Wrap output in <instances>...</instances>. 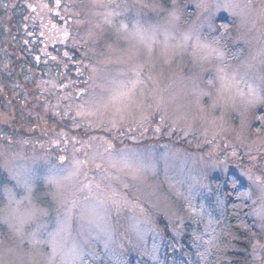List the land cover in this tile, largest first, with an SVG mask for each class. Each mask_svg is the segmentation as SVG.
<instances>
[{
  "label": "rangeland",
  "instance_id": "obj_1",
  "mask_svg": "<svg viewBox=\"0 0 264 264\" xmlns=\"http://www.w3.org/2000/svg\"><path fill=\"white\" fill-rule=\"evenodd\" d=\"M63 1L66 2L61 13L64 17H60L65 23L61 25V33L66 37L64 33L67 31L69 39L66 41L79 47L83 52L82 58L85 56L83 59L86 65L109 55L121 56L135 43L124 33L117 31L120 23L129 27L134 21L145 26L165 25L169 12L176 8L180 20L173 33V42L180 41L182 34L194 26H199L202 36L211 39L220 33L218 23L226 21L231 29L224 34L227 38L224 39L226 44L223 43L227 47L224 63L229 66L225 71L230 72L252 56L257 57L253 61L254 70L264 68V64L260 63L264 58V17L260 15L264 0H206L209 7L204 9L197 7L200 0H165L167 5L162 3L164 0ZM110 13L112 22L107 23L105 16ZM67 18L69 22H66ZM137 47L141 53L138 61H150V75L156 81L155 85L150 84L145 94L151 92L153 87L157 89L152 93V108H148V102H145V111L150 115L142 124V113L135 110L119 128L107 125L110 131H106L104 125L97 126L93 123L95 117L76 116L73 99L75 93L85 87L84 84H77L78 78H47L45 83L38 81L35 86L40 90V101L35 99L37 91L33 96L24 95L23 101L26 103H22L23 112L34 118L33 126L30 122L29 125L21 124L23 121L19 119L17 109L8 108L10 99H6L5 94L0 91V132H10V129L25 131L22 138L16 132L15 138L9 134L8 140L3 139L4 143H0V166L4 170V173L0 172V209H5L9 203L8 191L16 194L15 199L25 195L24 190L18 187V178L30 180L33 192L37 193L39 199L37 201L33 198L32 204L47 212L37 221L25 225L27 231L36 228L38 223L44 225L37 240L48 239V234L63 222V210L53 198L54 191H74L89 181L99 180L97 170L88 163L82 166L79 175L67 183L66 189H55L47 183V179L49 176L59 175L61 167H67L61 164V157L69 161L73 158L85 160L86 153L96 150V146L102 145L99 151H103V147L110 145L113 151L135 155L146 169L143 180H135L124 173L109 170L110 174L118 177V181L112 182V188L127 204H122L119 208L108 204L101 208L104 222L100 224V228L106 227L105 232L98 234L95 227L82 232L76 218L68 226L67 243L69 246L75 244L81 249L84 264L85 244L93 247L92 251L87 252V258L92 260L102 257L97 255L99 247L105 253L112 251L113 247L134 258L144 246L150 254L145 255L155 261L158 248L165 242L166 233L180 241L184 231V219L177 216L168 203V199L180 192L178 190L183 189L190 194L193 191L209 195L214 193L216 196L214 188L219 186L218 189H221L225 180L234 175L240 186H244L248 192L256 193L255 186L245 173L251 169L255 175H260L264 169V121L261 126H258L257 121V112L264 103L258 102L248 107L221 105L217 101L219 83L216 87L207 84L210 76L215 73V65L199 62L192 54L191 47L182 54L173 55L169 52L168 56H164L160 53L162 46L153 45L154 53L151 57H148L146 48L141 45ZM229 53L235 54L237 59H233ZM84 74L86 80L88 73ZM249 83L255 86L258 82ZM62 84L66 87L61 88ZM240 88L247 90L243 84ZM65 96L69 98L65 99ZM158 96L163 97V103L159 110L153 111L154 101ZM2 106L7 109L2 110ZM69 106L71 111L65 116ZM47 115L53 118V122ZM77 123L80 127L76 126ZM77 129H81L84 134H78ZM31 133L42 134L48 140L35 142ZM93 137L96 139L93 140ZM252 157L256 159L253 160ZM84 172H87V178ZM100 191L107 192L104 183H101L99 190L93 184L91 194L85 188L77 195L95 196ZM249 200L252 206L251 218L259 235L252 240L244 264H262L264 228L260 225L264 221L255 214L259 207L255 195ZM24 203L27 204V201ZM4 215L5 212L0 211V219ZM163 219L166 225L161 223ZM0 231V261L4 264H21V261L22 264H37V261L43 264L39 257L18 256L7 252L12 247L9 240L11 233L4 223H0ZM141 232L143 238L137 239V234ZM106 242L110 250L105 247ZM26 244L27 242L24 246ZM39 246L45 252H51L49 244ZM106 259L108 264H118L119 261L111 254ZM58 262L59 257L57 264Z\"/></svg>",
  "mask_w": 264,
  "mask_h": 264
},
{
  "label": "snow or ice",
  "instance_id": "obj_2",
  "mask_svg": "<svg viewBox=\"0 0 264 264\" xmlns=\"http://www.w3.org/2000/svg\"><path fill=\"white\" fill-rule=\"evenodd\" d=\"M56 3L59 6L60 0H56ZM197 7L204 9L209 5L206 0H200ZM229 7L234 8L236 6L229 5ZM110 15L111 13L105 16L107 23L112 22L109 18ZM260 15L264 17V8L260 10ZM179 20L180 15L177 9L174 8L169 12L165 25L148 24L145 26L140 24L139 21H134L129 27L125 23H120L117 31L124 33L128 39L135 43L121 56L113 57L109 55L102 60L90 61L88 65L77 68V72L81 75L87 72L88 78L83 81L85 87L77 91L73 99L76 116L95 117L93 123H96L97 126L104 125L106 131L111 130L107 125H110L111 128H119L132 115L134 110L142 113L141 124L148 118L150 113L145 111L144 105L145 102H148V108H152V93L156 92L157 89L153 87L148 94H145V90L149 89L150 84L155 85L156 81L150 75V61H138L141 53L137 45L147 49L148 57H151L154 53L153 45H161L160 53L164 56H168L169 52L173 55L182 54L191 47L192 54L198 58L199 62L215 65V73L210 76L207 84L216 87L219 83L217 101L221 105H223L225 99L234 100L236 97L247 99L249 105L258 102L264 103V68L259 71L254 70L253 61H256V56L242 61L235 69L226 72L225 69H228L229 66L224 63L226 45L222 41L225 38L220 36L209 39L200 34L199 26H194L182 34L180 41L173 42L175 41L173 33L178 27ZM64 35L67 37V31ZM161 37L162 39H159ZM229 55H232L233 59H237L235 54L229 53ZM65 56H67V53H65ZM36 59L39 60L40 57ZM51 59L55 61L56 57L53 56ZM260 63L264 64V58L260 60ZM112 65H115V67H112ZM249 81L258 83L253 86ZM241 84L246 87V91L240 88ZM65 87V85H61V88ZM202 95H208V93H202ZM64 98L68 99L69 96ZM154 103L155 108H153V111L159 110L160 105L163 103V97H156ZM70 111L71 106L64 115H69ZM74 123H76L75 120ZM76 126L80 127L78 123ZM95 139L93 137V140ZM101 146H96V150L86 153L85 160L73 158L69 161L65 157H61V164L67 165V167H61L59 175L48 177L47 183L49 185L54 186L57 190L66 189L67 183L81 173L82 166L91 163L93 168L97 170L99 180L89 181L87 184L75 188L74 191H54L52 193L53 198L58 202L59 208L63 210V222L54 232L48 234L46 240H37V235L41 234L40 230L44 225L38 223L36 228L31 231L25 229V225L37 221L40 216L46 215L47 212L32 204V182L18 178V187L24 190L25 195L21 196L20 199H15L16 194L8 191L7 199L9 203L5 209H0V211L5 212L3 218L0 219V223L6 224L11 233L9 240L12 242V247L8 248L7 252L16 253L18 256L39 257L43 260V264H57V257H59L58 264H83L81 249L75 244L69 246L67 243L68 226L72 220L74 218L78 220L82 232L88 231L89 227H95L98 234L105 232L106 227L100 228V224L104 222L101 208L108 204L116 208H119L122 204H127V201L119 198V193L112 188V182L118 181V177L110 174L109 170L113 169L117 173H124L135 180H143L146 175L145 167L135 155L113 151L110 145L103 147V151H99ZM89 147H91V143ZM252 159L255 160L256 157H252ZM97 160L101 162L96 163ZM83 174L87 178V172ZM245 175L252 181L257 192H244L242 197L252 199L255 195L256 201H259V207L256 208L255 214L261 221H264V169L261 170L260 175H255L249 169ZM101 183L105 184L107 192L100 191L95 196L79 197L77 195V193H82L85 188L91 194L93 184L95 189L99 190ZM24 201H27V204ZM194 215H199V213ZM260 227L264 228V223ZM142 238L143 233H138L137 239ZM194 239L198 240L200 237ZM26 242L27 244L24 246ZM43 244L51 246L50 253L45 252L39 246ZM105 247L110 250L107 242ZM144 254L149 253L145 252ZM0 264H4V262L0 261ZM37 264H39V261H37ZM262 264H264V261H262Z\"/></svg>",
  "mask_w": 264,
  "mask_h": 264
},
{
  "label": "trees",
  "instance_id": "obj_3",
  "mask_svg": "<svg viewBox=\"0 0 264 264\" xmlns=\"http://www.w3.org/2000/svg\"><path fill=\"white\" fill-rule=\"evenodd\" d=\"M64 5L66 2L63 0H60L59 6L56 0H0V91L6 99H10L8 108L17 109L19 119L23 121L21 124L35 125L34 118L23 112L22 103H26L23 101L24 95L33 96L35 91V99L40 101V90L35 86L38 81L45 83L47 78H78L77 84H84L86 75L77 72V68L86 65L85 56L82 58L83 52L79 47L69 44L66 41L69 38L61 33V25L65 23L60 17H64L61 14ZM68 19H65L66 22H69ZM230 29L228 22L220 21V33L216 37H224ZM222 43L226 44V41ZM53 56L56 57L55 61L51 59ZM37 57L40 59L37 60ZM45 94L50 97L48 93ZM6 109V106H2V110ZM47 117L53 122L50 115ZM257 117L258 126H261L264 105L259 108ZM10 130L0 132V143H4L3 139H7L9 134L15 138L16 132L21 134L20 138L25 136L23 130ZM76 132L84 134L81 129ZM31 137L35 138V142L48 140L39 133H31ZM0 172L4 173L1 166ZM218 187L214 188L216 196L214 193L209 195L197 191L190 194L180 189L179 193L168 199L177 216L184 219V231L180 241L166 233L155 261L144 254V246L140 248L144 253L139 250L134 258L113 247L108 253L99 247L97 255L102 257L92 260L87 258V252L93 247L85 244V264H108L106 256L110 254L119 260L118 264H244L252 240L259 235L251 218L250 200L242 197V193L248 191L238 184L234 175L225 180L221 189ZM33 198L39 201L36 192H33ZM161 223L166 225L164 219ZM1 234L4 235L3 232ZM195 237L200 239L196 240Z\"/></svg>",
  "mask_w": 264,
  "mask_h": 264
},
{
  "label": "clouds",
  "instance_id": "obj_4",
  "mask_svg": "<svg viewBox=\"0 0 264 264\" xmlns=\"http://www.w3.org/2000/svg\"><path fill=\"white\" fill-rule=\"evenodd\" d=\"M223 104L226 105V106L231 105V106H238V107H248V106H250L248 101H247V99H242V98H239V97H236L234 100L225 99L223 101Z\"/></svg>",
  "mask_w": 264,
  "mask_h": 264
}]
</instances>
